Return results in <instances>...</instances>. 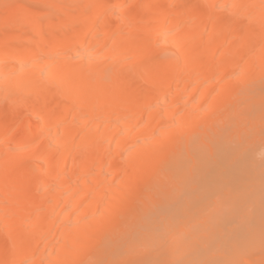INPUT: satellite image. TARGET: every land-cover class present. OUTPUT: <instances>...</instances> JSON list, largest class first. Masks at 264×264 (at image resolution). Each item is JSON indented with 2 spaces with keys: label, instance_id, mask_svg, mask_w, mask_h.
<instances>
[{
  "label": "bare ground",
  "instance_id": "6f19581e",
  "mask_svg": "<svg viewBox=\"0 0 264 264\" xmlns=\"http://www.w3.org/2000/svg\"><path fill=\"white\" fill-rule=\"evenodd\" d=\"M116 1L62 10L57 0L56 20L36 21L45 31L37 50L21 36L11 49L0 41V105L28 90L1 111L35 108L33 128L16 135L41 139L30 159L4 150L16 137L0 139V264H170L173 223L213 225L199 233L193 224L188 236L205 233L195 248L182 237L171 264H232L264 235V0H127L119 13ZM83 43L77 57L64 53ZM25 58L26 71L11 72ZM118 223L170 229L164 240L146 232L151 241L145 231L116 236Z\"/></svg>",
  "mask_w": 264,
  "mask_h": 264
},
{
  "label": "rangeland",
  "instance_id": "374dc122",
  "mask_svg": "<svg viewBox=\"0 0 264 264\" xmlns=\"http://www.w3.org/2000/svg\"><path fill=\"white\" fill-rule=\"evenodd\" d=\"M57 0H44V1H42V2H36L35 0H0V41L1 42H3V43H6V45L5 46H7L8 48H10L9 47V45L11 46V44H13V45H16L15 44V42L17 41V39L21 36V38H24L23 40H22V44H30V46L32 47V48H34V50H37L38 49V44L39 45H41V46H43V44H42V40H43V37H44V35H45V31L44 30H38V31H35L34 30V26H35V24L37 23L36 21L38 20V19H40V22L42 23V22H44L45 21V16H48L49 18H51L52 20H56V17H57V15L60 13V11H61V8H62V10H67V7L69 8V7H74V8H76L78 5H79V2H80V0H61L62 1V7L60 8L59 6H56V4H55V2H56ZM100 1V3H103L104 1H106V0H99ZM114 3H116V5H115V7L114 8H116V9H114V10H116L118 13L120 12V11H122L121 10V8H122V6H125V5H127L128 4V1L127 0H119V1H116V2H114ZM123 4V5H122ZM5 5H11L12 7H5ZM64 5V6H63ZM119 7H121V8H119ZM29 8H34V9H36V12H35V14L33 15V16H30L31 18H28V20H26V21H24V16H25V13H26V11L29 9ZM88 9V8H87ZM86 9V10H87ZM95 9V8H94ZM10 10H11V12H10ZM77 10V9H76ZM89 10V11H88ZM87 10V12L88 13H92V12H95V10H93V8L92 7H89V9ZM9 11V12H8ZM77 12V11H76ZM115 12V11H114ZM116 12V13H117ZM48 15H47V14ZM93 14V13H92ZM8 15V16H7ZM37 16V17H36ZM8 18V20H6ZM45 18V19H44ZM85 28V26L84 25H81L80 27H78L75 31H67L66 32V36L69 38V39H71V38H74V37H76V36H78V35H80L81 33H82V31H83V29ZM6 33V34H5ZM20 38V39H21ZM21 42V41H20ZM7 43H8V45H7ZM84 44L85 43H83V44H79V45H77L76 46V48H74V50H67V51H64V53L66 52H70V53H74V55L72 56L73 58H75V57H77L76 56V54H77V52L80 50L81 51V49L83 48V46H84ZM11 46V47H15V46ZM11 49V48H10ZM68 52V53H69ZM35 54H36V52H34ZM33 53V54H34ZM32 54V55H33ZM31 56V55H30ZM35 56V55H34ZM34 56H33V59H34ZM26 58H28V57H26ZM25 58V60H27ZM29 59V58H28ZM32 59V60H33ZM24 60V61H25ZM24 61H22L21 63H23L24 65H26V66H23L22 64L19 66V64L18 63H16V61L14 60V59H10L9 60V62H14V64H15V66L13 67V66H11V67H13V69H12V71L11 72H13V70H14V72H18L19 74L22 72V70H21V68L23 69V71H26V70H24L25 68L24 67H27L28 65L27 64H29L30 63V61L29 60H27V63H26V61L24 62ZM29 61V62H28ZM18 64V65H17ZM16 70V71H15ZM20 70H21V72H20ZM17 72H16V74H17ZM259 77V76H258ZM258 77H254V79H251L252 81H254L253 83L256 85V84H260V82L262 81V79H259ZM261 78H263L262 76H261ZM263 80H264V78H263ZM263 82V81H262ZM261 82V83H262ZM26 91H28V90H26ZM24 92V90L22 91V92H24V93H26V95L24 94V96H23V93H20V91L17 93L16 91L14 92V91H11L10 92V95H11V97H12V100H10V101H7L4 105H0V113H2L1 114V116H0V118H1V120H0V139H2L3 137L4 138H9V137H16V138H14L15 140H12L13 138H10V141L11 142H8V144L6 145L7 147L4 149V150H7V149H9L10 150V155L12 156V154H14V156H16L17 155V153H18V151H19V153L20 152H23V154H24V157L25 158H28V156L27 155H30L29 153H33L34 151H35V149H37V148H34V145L35 144H38V145H36L35 147H40L41 145V143L39 144V142H40V138H38L37 137V140H35V141H31V143L29 142V139H30V137H31V135L29 136V134L27 135V134H18V135H16L17 133L16 132H18L19 133V131H20V129L21 128H27V129H32L33 128V125L32 124H30L31 123V120H32V116H31V113H32V111L35 109V108H32V107H30V106H28V107H26V109H24L23 111H20V112H15V113H12V114H8V113H6V112H2L5 108H12V109H17L18 108V104H19V102L21 101V100H23L22 99V97L23 98H25V96H28L27 95V92ZM38 94H36V95H34V97H36ZM22 96V97H21ZM40 96V98L42 97L43 98V100L44 101H52V100H54L55 98H57V95L56 96H54L52 93H50V94H46V95H39ZM53 96V97H52ZM20 98V99H19ZM39 97L37 98V99H40ZM54 98V99H53ZM42 100V101H43ZM40 101V100H39ZM44 101H43V103H44ZM137 101V99L134 101L135 103H137L136 102ZM9 102V103H8ZM45 102V103H46ZM42 103V102H41ZM40 103V104H41ZM8 105V106H7ZM4 106H6V107H4ZM39 106H41V105H39ZM38 106V108L40 109V107ZM83 107L82 108H78V111H79V114L80 113H82L83 112V108H87L88 106L86 105V107H85V104L84 105H82ZM146 107L145 108H147V105H145ZM4 107V108H3ZM37 107V106H36ZM3 108V110L1 111V109ZM134 108H135V106H134ZM144 108V109H145ZM33 109V110H32ZM36 110V109H35ZM31 113H30V112ZM23 120V121H22ZM24 121H28L29 123H27V122H25V124H24ZM7 123V124H6ZM9 123H12V126L10 127L11 129H10V133L5 137L4 135H3V131H4V127H6V125H8ZM47 127V126H46ZM46 127H45V130H46ZM50 126H48V128H49ZM19 129V130H18ZM52 130V128H50L49 129V131H51ZM12 132V133H11ZM46 132H47V130H46ZM15 133V134H14ZM41 137H42V139H43V135H41ZM3 138V139H4ZM2 139V140H3ZM5 139V140H6ZM36 139V138H35ZM19 141V142H18ZM34 142V143H33ZM42 143H43V141H42ZM24 148V149H23ZM27 149V150H26ZM23 150V151H22ZM26 152H25V151ZM34 150V151H33ZM73 152V150L72 149H70V150H68V152ZM1 152V151H0ZM28 153V154H27ZM1 154V153H0ZM16 154V155H15ZM123 154H121V156H120V158L121 157H124V156H122ZM1 157V156H0ZM1 159V158H0ZM28 159H30V158H28ZM121 159H123V158H121ZM27 160V159H26ZM20 185H22V186H26V184L25 183H21ZM22 186H19V191L21 192V193H23L24 192V190H23V188H22ZM41 188V189H40ZM43 189H45L44 188V186H39L38 187V190H40V191H42ZM38 190H36V191H38ZM44 191V190H43ZM39 192V191H38ZM21 193H20V195H21ZM39 193H41V192H39ZM38 193V195H41V194H39ZM164 192H161L156 198H160L161 196H162V194H163ZM36 194H37V192H36ZM173 194V193H172ZM176 194H177V192H176ZM174 196H176L175 194H173ZM172 195V196H173ZM22 196V197H21ZM20 197H21V199H19V200H21L22 201V199L24 200V195L22 194ZM139 200V199H138ZM20 201V202H21ZM139 201H141V200H139ZM139 201H137V199H136V203H137V205H138V203H139ZM141 203V202H140ZM139 203V204H140ZM56 210H58V209H56ZM55 213H57L56 211H55ZM141 212H139L138 214H140ZM191 213H192V211H191ZM133 217H135V216H133ZM57 217H55V219H56ZM135 220H136V217L134 218ZM134 220V221H135ZM58 222V221H57ZM1 224V223H0ZM29 225H31L30 223H28ZM56 224H59V223H55V225ZM145 223H123V225L120 223H118V225L116 226V228L117 229H113V230H117L116 232L114 231V233H116L117 235L116 236H118L119 234V232L122 234V233H126L127 231L129 232H131L130 234L132 235H136L137 237H138V235L136 234V233H138V231H139V233L141 234L143 231H145V234H146V232H151V230L152 229H154V227L156 226L155 224H153L152 223V225L150 226V225H144ZM146 224H148V223H146ZM161 224H162V226H161ZM166 224V223H165ZM180 224V223H179ZM179 224L178 223H173V225H175V226H173L174 227V231L177 233H175V232H173V231H171V230H173V227L172 226H170V228H171V230H169V232H172V234L171 233H169L168 231H166L165 229L166 228H168V227H163L164 225H163V223H159V227L156 229V231H155V229H154V231H153V233H158V235H156V238L158 239L159 238V240H164V238H166V236H164V233H165V231H166V233L165 234H168V236H171L170 237V239L171 240H173L174 239V241H171L170 240V242L171 243H169V241L167 242V247L168 246H171V248H169V251L171 250V249H173L172 250V252L174 253H172L173 254V256L171 255V256H169V257H172V258H170L171 260L170 261H168V263H172L171 261H177L180 257H178V256H180V255H182V254H184L183 253V251H182V249H180L181 251H182V254H181V251L180 250H178L179 248H178V246H180V245H178V244H181L183 241L182 240H184V242L183 243H186V241H187V243H186V246H188L189 244H191V245H194V236L195 235H197V234H199L200 232H202L201 230H205L206 231V227H207V229H208V227H212V225H213V223H212V225H211V223H207L208 225H206V223H189V224H187V226L185 225V226H181L180 228H179ZM182 224V223H181ZM186 224V223H185ZM192 226H191V225ZM193 224H194V226H193ZM198 224V225H197ZM203 224H205L206 226H205V228H204V226H203ZM225 224V223H224ZM230 224V223H229ZM135 225V226H134ZM167 225V224H166ZM210 225V226H209ZM215 225V224H214ZM1 226H3V225H0V227ZM57 226H59V225H56V227ZM158 226V225H157ZM25 227V226H24ZM114 228H115V226H113ZM135 229H134V228ZM137 227V228H136ZM185 227H187L188 228V230H187V228H185ZM192 227H194V228H196L197 230H199V233L197 232V234H196V232H195V235L194 236H192V234H191V236H188L189 234H190V232L192 233L193 231H197L196 229L195 230H191L190 231V229H192ZM198 227V228H197ZM202 227V228H201ZM29 228V226L27 227V229ZM133 228V229H132ZM170 228H168V229H170ZM175 228H177L176 230H175ZM182 228H185L186 230H183V232H182ZM193 228V229H194ZM209 228V229H210ZM3 229V228H2ZM15 228L14 227H12V229H10V230H14ZM26 229V228H25ZM26 229V230H27ZM147 229V230H146ZM208 229V230H209ZM118 230H119V232H118ZM132 230V231H131ZM141 230V231H140ZM159 230V231H158ZM124 231V232H123ZM180 231V232H179ZM29 232V235L32 237V236H35L36 235V232L33 230V231H28ZM110 232H112V231H110ZM187 232H189V234L187 233ZM35 233V234H34ZM160 233V234H159ZM205 233V232H204ZM203 233V234H204ZM129 234V235H130ZM145 234H142V236L143 235H145ZM148 234V233H147ZM146 234V235H147ZM151 234V233H150ZM203 234H199V236L201 235H203ZM245 234H246V237H245ZM111 235V234H110ZM128 235V234H127ZM128 235V236H129ZM132 235V236H133ZM155 235V234H154ZM161 235V236H160ZM181 235V236H180ZM112 236V235H111ZM116 236H114V237H116ZM120 236V235H119ZM135 236V237H136ZM142 236H140V237H138V238H142ZM148 236V237H147ZM146 236V238H147V240H149L150 238H152L153 236H150L149 237V234ZM160 236V237H159ZM167 236V237H168ZM176 236V237H175ZM178 236H180V237H178ZM121 237H123V236H121ZM134 237V236H133ZM135 237H134V239H135ZM144 237V236H143ZM162 237V238H161ZM178 237V238H177ZM183 237V239L181 240V238ZM187 239H186V238ZM188 237H190V238H188ZM193 238V240H191L192 238ZM196 237V236H195ZM198 237V236H197ZM241 237H242V240L243 241H246V239L249 237L248 235H247V233H241ZM263 237V238H262ZM145 238V237H144ZM169 238V237H168ZM173 238V239H172ZM177 238V239H176ZM185 238V239H184ZM154 239V238H153ZM181 240V241H179V240ZM197 239V238H196ZM228 239H229V237H228ZM139 239H137L136 238V241H138ZM151 240V239H150ZM179 241V243H178V241ZM186 240V241H185ZM190 240V241H189ZM152 241V240H151ZM151 241H146L147 242V244L148 243H150ZM167 241V240H166ZM166 241H163V242H166ZM177 241V243H175L174 244V242H176ZM193 241V242H192ZM230 242H228L227 243V248H228V251H229V255H232L233 254V250H234V243H232V242H234V240L232 239V241H231V238H230V240H229ZM144 242H145V240H144ZM161 243L163 246H164V244L165 243ZM172 242H173V245H176V247L174 246V247H172L173 245H172ZM196 242V241H195ZM139 243V242H138ZM137 243V244H138ZM233 244V245H232ZM142 245H144L143 243H142ZM150 245V244H149ZM190 245V246H191ZM256 246H255V248H253V250L252 249H247V251L242 255V256H239V257H233V256H228L229 258H230V260L232 261V264H264V235L263 236H260V237H257V239H256V244H255ZM137 246V245H136ZM151 246H154V245H150V247ZM160 246V245H159ZM158 246V247H159ZM149 247V246H148ZM147 246H145V248H148ZM161 247V246H160ZM159 247V249L161 250V251H163V252H165L166 251V253L168 252L167 250V247L166 246H164V247H161L160 248ZM182 247V246H181ZM192 247V246H191ZM191 247L189 248V250H188V254H187V252H186V254L188 255V256H190L189 254H191L192 253V251L190 252V249H191ZM196 247V244L193 246V248H195ZM136 248V247H135ZM138 249H141V250H144V248H143V246L142 247H137ZM153 249H157V246H155V248L154 247H152ZM163 248V249H162ZM233 248V249H232ZM151 249V248H150ZM197 250L196 251H198L199 252V246L196 248ZM141 250L140 251H135V253L137 252H140L141 253ZM159 250V251H160ZM176 250H177V252H176ZM158 251V250H157ZM155 252V254H157L158 252ZM175 251V252H174ZM180 251V252H179ZM200 251H202L201 249H200ZM145 252V251H144ZM152 252V251H151ZM150 252V253H151ZM136 253V254H137ZM140 253H138L137 254V256H139V257H141V256H145V255H147V254H144L143 252L141 253V254H143V255H141ZM153 253V252H152ZM159 253H162V252H159ZM165 253V255H167ZM169 254H170V252H168ZM180 253V254H179ZM231 253V254H230ZM154 254V253H153ZM154 254V255H155ZM176 254H177V256H176ZM179 254V255H178ZM149 255V254H148ZM174 257H177V258H175L174 259ZM168 258V257H167ZM173 259V260H172ZM177 259V260H176ZM168 260V259H167Z\"/></svg>",
  "mask_w": 264,
  "mask_h": 264
},
{
  "label": "snow or ice",
  "instance_id": "6c2138e0",
  "mask_svg": "<svg viewBox=\"0 0 264 264\" xmlns=\"http://www.w3.org/2000/svg\"><path fill=\"white\" fill-rule=\"evenodd\" d=\"M262 6H264V5H262ZM5 7H12V6L11 5H5ZM232 7L236 8V7H240V6L233 4ZM176 60H177V62H179V56L176 57Z\"/></svg>",
  "mask_w": 264,
  "mask_h": 264
}]
</instances>
